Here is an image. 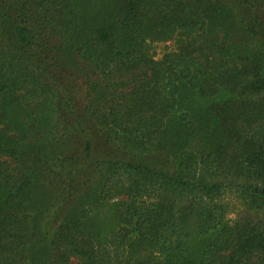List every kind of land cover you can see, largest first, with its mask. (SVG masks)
<instances>
[{
  "label": "trees",
  "instance_id": "1",
  "mask_svg": "<svg viewBox=\"0 0 264 264\" xmlns=\"http://www.w3.org/2000/svg\"><path fill=\"white\" fill-rule=\"evenodd\" d=\"M176 32L168 64L133 46ZM113 190L103 240L88 200ZM250 209L264 0H0V264H264Z\"/></svg>",
  "mask_w": 264,
  "mask_h": 264
},
{
  "label": "rangeland",
  "instance_id": "2",
  "mask_svg": "<svg viewBox=\"0 0 264 264\" xmlns=\"http://www.w3.org/2000/svg\"><path fill=\"white\" fill-rule=\"evenodd\" d=\"M184 45V37L180 32H176L172 37L166 40H153L150 38L139 39L133 46L142 52L146 58L157 61L170 62V54L179 51ZM196 97V96H195ZM178 113V112H177ZM109 172V171H108ZM114 190L104 198L88 200L89 220L88 228L93 229L96 236L107 240L109 235L113 234L119 227L118 214L122 201L127 198L126 192H118L114 195ZM152 196V190L149 192ZM111 194V195H110ZM221 201L225 203L227 217L234 218L242 215L247 208L242 204L236 191L224 190L220 195ZM257 217L264 215L261 211L250 209ZM150 250V249H149Z\"/></svg>",
  "mask_w": 264,
  "mask_h": 264
}]
</instances>
